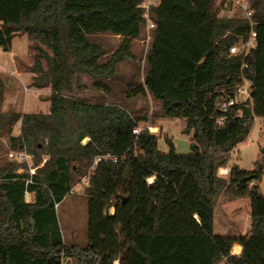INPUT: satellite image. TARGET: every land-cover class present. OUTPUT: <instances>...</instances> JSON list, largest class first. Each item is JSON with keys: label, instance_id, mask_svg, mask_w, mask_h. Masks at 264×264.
Returning <instances> with one entry per match:
<instances>
[{"label": "trees", "instance_id": "obj_1", "mask_svg": "<svg viewBox=\"0 0 264 264\" xmlns=\"http://www.w3.org/2000/svg\"><path fill=\"white\" fill-rule=\"evenodd\" d=\"M143 2L0 0V48L10 51L13 36L24 34L34 51L29 86L50 88L48 112L0 110V132L8 133L10 149L25 150L36 166L26 184L25 162L0 163V264H62L69 258L77 264H264V193L258 187L264 158L252 171L230 166L227 178L218 173L254 118L264 117V0H247L241 16L218 15L214 0L150 6L155 27L145 74L127 84L126 95L150 94L163 116L185 120L183 131L193 140L187 153L175 152L170 140L167 152L158 150V135L147 128L134 135L146 116L74 93L77 74L107 90L101 78L114 76L117 63L131 57V42L145 25ZM252 30L255 43L247 55L230 54L229 47ZM97 33L121 38L104 61V49L88 39ZM244 79L251 81L250 99L218 123L219 102ZM2 93L0 79V106ZM17 122L19 133L12 135ZM104 153L117 161L100 162L90 172L87 242L66 244L54 203ZM222 194L227 200L249 197L248 234L213 233ZM234 243L241 247L232 252L241 248L239 254L230 253Z\"/></svg>", "mask_w": 264, "mask_h": 264}, {"label": "rangeland", "instance_id": "obj_2", "mask_svg": "<svg viewBox=\"0 0 264 264\" xmlns=\"http://www.w3.org/2000/svg\"><path fill=\"white\" fill-rule=\"evenodd\" d=\"M227 1L214 0L216 13L223 16H241L243 8L240 3H237L236 0H230V8H227V6H224ZM144 32L145 28L143 27L140 36L131 42V57L117 63L116 74L110 78H101L100 81L107 86V90L104 88L97 89L92 85V79L86 75L77 74L75 77L77 81L75 80L73 84L74 93L86 101L118 104L134 114L146 116V120L140 121L138 127L142 128L145 125H151L152 129L155 127L153 132L158 135V150L167 152L169 150L168 141L170 140L175 152L187 153L190 151V143L193 140L191 132L186 133L183 131L185 120L163 116L159 102L154 100L150 94L133 97L126 95L127 84L141 82L145 74L146 52L151 42L147 44L143 41ZM88 39L104 49L106 54L102 58V61H104L118 46L121 38L112 34L97 33L88 35ZM33 59L34 51L31 50L26 36L24 34L14 35L10 51H3L0 48V76H7L9 69L14 64L21 70L27 68V66L29 68ZM5 81L8 82L7 87L12 90L15 97L17 96L21 100L34 97L35 91L29 87V80L26 79L25 75H8ZM12 97L10 104L13 101ZM28 108L26 107V109ZM5 110L16 111V107L7 105L4 108ZM19 125V122L13 125L11 129L12 135L19 133ZM9 150L12 149L9 147L8 133L2 131L0 132V163L10 161L7 156ZM262 158H264V117H255L249 135L244 141L234 147L231 151L228 165L223 167V170L218 173L227 178L230 166H235L245 171H252L254 163ZM225 169H227V174H225ZM86 171H88V168ZM83 176L79 175L76 177L69 194L63 198L56 208L58 223L66 244L75 242L79 245H85L87 242V196L85 194V186L81 182ZM258 187L260 192L264 193V170L258 181ZM239 198L241 199L238 202L230 203L226 201L227 199L223 194L220 195L213 223V233L215 235L244 234V227L249 225L250 202L248 196ZM24 199L30 201L32 194L26 193ZM244 208H246L247 213H244ZM108 211L110 214L113 213V207H110ZM116 261L113 264H118V261ZM62 264L77 263L69 258L63 259Z\"/></svg>", "mask_w": 264, "mask_h": 264}, {"label": "built area", "instance_id": "obj_3", "mask_svg": "<svg viewBox=\"0 0 264 264\" xmlns=\"http://www.w3.org/2000/svg\"><path fill=\"white\" fill-rule=\"evenodd\" d=\"M237 3H240V5L242 6V8L244 10L247 11L248 8V3L247 0H236ZM158 3V0H144L142 7L144 8V17H145V32L143 35V41H145V43H150L152 40V36H153V29L155 27L153 21L151 20L150 16H149V10H150V6L152 4H156ZM248 13V12H247ZM255 32L252 30L250 32L249 37L247 38V40L242 41L239 40L236 43H234L233 45H231L228 49V52L230 54H242L243 57H245L247 55L248 50L254 45L255 43ZM246 64L243 62L241 68L245 67ZM251 84V81L249 79H244L242 81V83L236 88L235 90V94L233 96H225L221 99V101L219 102V111H220V116L216 119V121L219 123L221 122L226 116L227 113L229 111V109L234 106L237 103H242L245 100H249L250 99V94H249V86ZM17 124V123H16ZM147 128L150 132H153L151 125H145L144 127L140 128V127H135L132 130V133L134 135H138L139 132L141 131V129ZM7 156L10 160H14L18 163L21 162H25L28 165V173L29 176L27 178H25V183H32V179H31V175H33L35 173V169L36 166H33L31 163V155L28 154L25 150L23 149H18V150H9L7 152ZM117 161V156L109 154V153H104V154H99L96 155L93 158L92 164L88 167V171L87 173L83 176V178L81 179V182L83 184V186H87L90 183V172L94 169V167L100 163V162H116ZM18 171H22V168L19 167ZM220 171V169L218 170V172ZM227 169H225V174H227ZM148 182L152 181V178H147ZM59 203H54V207L55 209L57 208Z\"/></svg>", "mask_w": 264, "mask_h": 264}, {"label": "crops", "instance_id": "obj_4", "mask_svg": "<svg viewBox=\"0 0 264 264\" xmlns=\"http://www.w3.org/2000/svg\"><path fill=\"white\" fill-rule=\"evenodd\" d=\"M115 36H117V37L120 38V36H118V35H115ZM105 55L103 57H105ZM1 74H3V72H1ZM8 75L9 76L10 75H14V76H21V75L24 76L25 75L26 79L29 80V82H30V79H31V76L33 75V72H31L29 70L28 66H27V68H24L23 70H21V69H19L14 64V66H12L9 69V74ZM8 75L7 76H0V79L2 81V84H4L3 85V93H2V102H1V106H0L2 112L4 111V108L7 107V105L8 106L11 105L12 107L15 106L16 107V111L21 112V113H28V112H43V113H45V112H48L49 111L48 95L50 93V88L48 86L41 87V88H37V87H34V86H29L31 88V90L35 91L34 97L27 98L26 100L24 98L23 100H21L19 97H17V96L15 97L13 95L12 90L7 87L8 82L5 81V78H7ZM97 89H99V88H97ZM11 97H12V100H13L12 101V104H10ZM80 98L84 100V98H82V97H80ZM89 102H91V101H89ZM30 105H32V106H30ZM26 107L27 108L30 107V108L26 109ZM88 140H89V138L88 137H85V138H83L82 143H85ZM222 169H223V167H222ZM26 193L27 194H31L30 192H26ZM240 199L241 198L238 197L236 199H231V200H226V201H229L230 203H236ZM25 201H29V200H25ZM244 213H247L246 212V208H244ZM248 215H249V225L248 226L246 225L244 227V234H248L249 233L250 222H251V219H250V209H249V214ZM234 245L240 246L239 244L234 243L232 245V247H231L230 253L231 254H239L241 252V248L239 249V252L238 253H233L232 252V248L234 247Z\"/></svg>", "mask_w": 264, "mask_h": 264}, {"label": "bare ground", "instance_id": "obj_5", "mask_svg": "<svg viewBox=\"0 0 264 264\" xmlns=\"http://www.w3.org/2000/svg\"><path fill=\"white\" fill-rule=\"evenodd\" d=\"M152 130H155V127H153V129H152ZM219 169H220V170H223V169H222V167H221V168H219ZM116 262H117V261H116Z\"/></svg>", "mask_w": 264, "mask_h": 264}, {"label": "water", "instance_id": "obj_6", "mask_svg": "<svg viewBox=\"0 0 264 264\" xmlns=\"http://www.w3.org/2000/svg\"><path fill=\"white\" fill-rule=\"evenodd\" d=\"M123 199H124V197H123Z\"/></svg>", "mask_w": 264, "mask_h": 264}]
</instances>
